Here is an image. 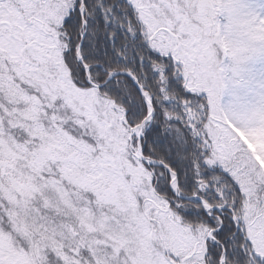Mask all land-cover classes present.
I'll list each match as a JSON object with an SVG mask.
<instances>
[{
    "label": "snow or ice",
    "instance_id": "6c2138e0",
    "mask_svg": "<svg viewBox=\"0 0 264 264\" xmlns=\"http://www.w3.org/2000/svg\"><path fill=\"white\" fill-rule=\"evenodd\" d=\"M250 132L264 0H0V264H264Z\"/></svg>",
    "mask_w": 264,
    "mask_h": 264
},
{
    "label": "rangeland",
    "instance_id": "374dc122",
    "mask_svg": "<svg viewBox=\"0 0 264 264\" xmlns=\"http://www.w3.org/2000/svg\"><path fill=\"white\" fill-rule=\"evenodd\" d=\"M262 69V66L257 63L254 66V71L260 72ZM264 135L260 132H250V133H244L241 134V138L245 139V142L248 143V146L250 149H253L254 153L257 148L260 149L259 153L257 154V158L259 159L262 155H264V139H261V136Z\"/></svg>",
    "mask_w": 264,
    "mask_h": 264
}]
</instances>
